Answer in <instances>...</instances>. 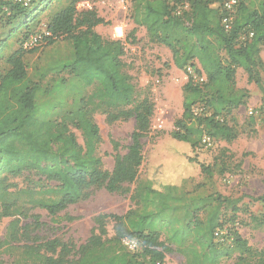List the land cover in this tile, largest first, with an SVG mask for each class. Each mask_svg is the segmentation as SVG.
<instances>
[{
	"label": "trees",
	"instance_id": "1",
	"mask_svg": "<svg viewBox=\"0 0 264 264\" xmlns=\"http://www.w3.org/2000/svg\"><path fill=\"white\" fill-rule=\"evenodd\" d=\"M82 1L68 0L56 11L44 28L49 36L39 42L46 46L59 40L71 44L73 61L65 69L90 88L76 109L53 121L34 116L39 84L29 78L23 62L34 49L15 50L5 58L6 66L0 72V222L9 220L0 253L13 258L12 264H165L166 255L173 249L161 240L156 223L162 221L159 212L173 196L153 188L148 179H138L143 161L141 139L150 129L153 103L128 73L131 64L124 59L127 39L98 34L95 28L104 20L93 8L78 9L77 3ZM223 1H131L135 4L132 22L135 27L145 28L149 42L168 48L178 70L191 67L205 79L201 84L189 79L184 85L183 112L166 141L168 152L173 153L175 145L187 149L179 155L185 162L180 171L199 170L209 177L227 170L225 155L205 162L199 158V149L203 137H220L225 142L232 139V129L220 117L243 104V90L233 88L237 69L247 75L248 83L257 86L264 105L259 72L263 69L259 55L264 46V0H238L229 31L221 26ZM186 4L188 10L181 12L180 7ZM3 5L10 13L9 21L26 18L29 7L0 1V7ZM211 93L212 97H208ZM200 103L204 110L195 114L193 106ZM205 110L210 111L208 116H204ZM95 115L103 116L107 125L134 120L131 144L124 155H113L110 171L103 168L98 155L102 140ZM113 148L117 150L116 143ZM167 164L169 168L175 166L174 162ZM20 178L21 185L14 181ZM132 184L134 188L130 189ZM163 188L177 187L167 184ZM99 189L119 196L130 194L136 207L123 216H96L90 236L78 248L59 239L38 236L43 223L35 210L56 218ZM253 200L264 202V190ZM215 211L205 220L173 226L169 232L167 241L175 244L185 264H219L235 249L240 254L233 264H264V246L260 250L248 246L236 232L234 222L229 235L232 245L215 241L214 231L221 227ZM61 219L74 220L66 216ZM108 220L115 222L113 238L107 237ZM259 223L264 226V217ZM190 235L192 241L187 244ZM123 239L135 240L138 248L128 251L122 245Z\"/></svg>",
	"mask_w": 264,
	"mask_h": 264
},
{
	"label": "rangeland",
	"instance_id": "2",
	"mask_svg": "<svg viewBox=\"0 0 264 264\" xmlns=\"http://www.w3.org/2000/svg\"><path fill=\"white\" fill-rule=\"evenodd\" d=\"M88 2L97 15L104 20L95 31L104 38H126L125 61L131 64L128 73L139 90L148 94L153 103V116L150 129L141 139L143 161L139 169V180H150L153 188L161 192H170L173 199L168 206L160 210L162 221L157 228L161 232V240L172 246L173 251L165 257V264H185V258L175 250V244L167 240L172 227L182 224L193 225L197 220H205L212 212H218V223L227 231L235 223L236 232L248 246L260 250L264 246V226L259 223L264 217V202L254 201L264 190V105L262 94L257 86L247 82V75L237 69L233 78V88L243 90V104L232 109L228 116L225 113L221 119L232 129V139L225 142L220 137L201 142L199 158L211 162L214 157L225 155L227 170L223 174L212 177L203 175L199 170L180 171L185 162L179 155L186 151L178 145L169 151L168 135L180 119L182 109V90L191 79L195 84L205 81L203 75L195 73L196 69L187 67L178 70L172 60L170 50L163 45L151 43L145 28L135 27L131 15L135 4H119L117 0H83ZM68 0H31L29 9L23 16L9 21L7 6L0 7V72L5 68V58L15 50L34 49L26 54L23 62L29 78L39 84L35 97L34 116L39 120L53 121L63 113L76 109L80 99L89 93L90 88L79 79L70 76L65 67L73 61L71 44L57 41L51 46L45 43L31 45L34 36L40 35L48 19L67 4ZM79 2L77 4H80ZM83 9V8H81ZM188 10L187 4L180 11ZM28 20V22H27ZM188 26V22L184 23ZM133 37H129L132 30ZM29 44L24 47V44ZM263 69H259L260 79L264 88V46L260 49ZM196 66V65H195ZM197 69L198 66H196ZM203 80V81H202ZM212 97V93L208 95ZM195 114L204 110L203 103L193 106ZM206 111V110H205ZM252 112V115L249 112ZM208 112L204 116H208ZM99 127L101 144L98 155L103 162V168L110 171L113 167V155H124L131 144L134 120L107 125L104 117L95 115ZM78 135V133H77ZM78 141L81 138L78 136ZM113 143L117 144L114 151ZM174 162L169 168L167 162ZM19 185L22 178L14 180ZM170 184L174 190L163 188ZM134 185L130 186L133 189ZM228 202H233L229 204ZM130 201V194L119 196L109 194L104 189L93 191L90 196L75 205L67 207L56 218L49 217L43 210H35L40 215L43 226L37 231L42 239H59L78 248L90 236L95 227L93 219L100 215L123 216L135 208ZM158 211V209H157ZM64 216L73 221L61 219ZM9 220L0 222V241L5 238ZM162 223V224H161ZM115 222L108 220L106 224L107 237L115 236ZM192 236L186 238L190 244ZM232 245V242L227 244ZM240 254L233 250L228 257L221 259L219 264H233ZM13 258L6 253H0V264H12ZM140 262L144 259H139Z\"/></svg>",
	"mask_w": 264,
	"mask_h": 264
},
{
	"label": "built area",
	"instance_id": "3",
	"mask_svg": "<svg viewBox=\"0 0 264 264\" xmlns=\"http://www.w3.org/2000/svg\"><path fill=\"white\" fill-rule=\"evenodd\" d=\"M3 3H13L18 4L19 6L23 8H28L30 6L31 0H0ZM132 0H117V2L121 5L128 4ZM238 4V0H224L221 5V10L223 11V16L221 18V26L225 31H229L232 27V22L234 19V11ZM77 8H88L90 9V4L88 2H82L80 4H77ZM49 36V33L44 29L40 35L34 36L32 40L30 41L31 45H35L36 43L40 42L43 37ZM249 36H252L250 34ZM29 44L25 43L24 47L28 46ZM203 81V80H202ZM250 115H252V112H249ZM209 138L203 137L202 142L208 144ZM214 239L219 244H229L232 242V239L228 236L227 231L222 228H217L214 231ZM122 245L128 250V251H135L138 248V244L135 240L130 239H123Z\"/></svg>",
	"mask_w": 264,
	"mask_h": 264
}]
</instances>
